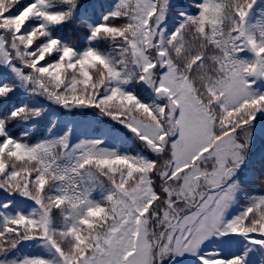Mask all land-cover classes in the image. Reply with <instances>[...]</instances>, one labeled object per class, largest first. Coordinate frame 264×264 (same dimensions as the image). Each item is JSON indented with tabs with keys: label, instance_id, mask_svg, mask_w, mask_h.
Instances as JSON below:
<instances>
[{
	"label": "snow or ice",
	"instance_id": "snow-or-ice-1",
	"mask_svg": "<svg viewBox=\"0 0 264 264\" xmlns=\"http://www.w3.org/2000/svg\"><path fill=\"white\" fill-rule=\"evenodd\" d=\"M0 264H264V0H0Z\"/></svg>",
	"mask_w": 264,
	"mask_h": 264
},
{
	"label": "trees",
	"instance_id": "trees-1",
	"mask_svg": "<svg viewBox=\"0 0 264 264\" xmlns=\"http://www.w3.org/2000/svg\"><path fill=\"white\" fill-rule=\"evenodd\" d=\"M251 166L256 168L257 170V173L259 174V170H260V160H259V157L257 156L256 160H254L252 163H251ZM255 190L257 192L261 191V188H260V185L257 183V185H255ZM26 251H28V249H25Z\"/></svg>",
	"mask_w": 264,
	"mask_h": 264
},
{
	"label": "rangeland",
	"instance_id": "rangeland-1",
	"mask_svg": "<svg viewBox=\"0 0 264 264\" xmlns=\"http://www.w3.org/2000/svg\"><path fill=\"white\" fill-rule=\"evenodd\" d=\"M259 151V148H257V152ZM256 152V153H257ZM256 153H254V156L256 155ZM257 157H253V160H256Z\"/></svg>",
	"mask_w": 264,
	"mask_h": 264
}]
</instances>
